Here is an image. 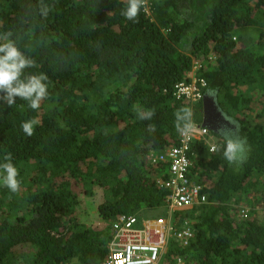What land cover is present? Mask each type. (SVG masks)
Segmentation results:
<instances>
[{
	"label": "trees",
	"instance_id": "1",
	"mask_svg": "<svg viewBox=\"0 0 264 264\" xmlns=\"http://www.w3.org/2000/svg\"><path fill=\"white\" fill-rule=\"evenodd\" d=\"M149 2L133 23L120 15L126 0H0V36L10 32L36 62L26 71L50 84L38 111L19 99L0 107V162L11 152L22 182L19 193L0 185V264H104L112 221L169 217V193L157 184L169 179L168 166L152 156L178 144L180 106L203 124V100L173 97L198 62L250 153L236 168L222 156L223 137L212 132L215 153L194 143L193 179L208 203L173 212L176 228L188 224L195 236L186 248L172 239L167 259L264 264V0ZM149 108L152 119L139 120L136 111ZM29 119L40 121L30 137L21 128ZM95 188L103 192L99 229L77 214Z\"/></svg>",
	"mask_w": 264,
	"mask_h": 264
},
{
	"label": "built area",
	"instance_id": "2",
	"mask_svg": "<svg viewBox=\"0 0 264 264\" xmlns=\"http://www.w3.org/2000/svg\"><path fill=\"white\" fill-rule=\"evenodd\" d=\"M149 1L147 11L151 6ZM209 60L213 63L216 58L211 56ZM193 69L195 70L194 73L191 72L189 82L183 81L175 86L173 97L176 100L191 103L204 100L208 81L199 77V73L204 72L205 65L198 62ZM196 142H203L207 148L212 145L218 147L212 141L209 129L197 125L188 135L180 134L178 144L152 156L154 164L168 166L166 172L169 179L159 178L157 184L169 193L166 204L171 213L208 203L206 187L193 179V169L196 166L193 145ZM248 214L249 209L243 207L240 217L247 218ZM186 225L177 229L172 217L140 221L137 217L119 216L110 224L112 241L109 256L104 264H186L182 256L167 259L172 239L176 240L181 248L188 247L193 240L194 231Z\"/></svg>",
	"mask_w": 264,
	"mask_h": 264
},
{
	"label": "clouds",
	"instance_id": "3",
	"mask_svg": "<svg viewBox=\"0 0 264 264\" xmlns=\"http://www.w3.org/2000/svg\"><path fill=\"white\" fill-rule=\"evenodd\" d=\"M147 5L148 0H126V7L123 8L120 15L133 23H139L140 14ZM10 36V32L0 36V41H3L0 42V107L12 108L19 99L26 102L31 110L38 111L42 101L50 95L49 78L43 72L28 73L26 71L35 68L36 62L26 56L15 41L9 38ZM215 95V89H208L206 96L214 98ZM154 115V108L136 111L139 120H151ZM174 117L176 130L181 135H188L197 127L191 106H180L174 113ZM222 119L224 123L215 130L216 135L223 137L224 140L222 156L229 165L235 164L239 167L246 160L249 146L246 138L239 135V125L227 116L222 115ZM39 123L38 119H29L21 123V128L24 134L30 137L34 134L35 126ZM155 127L153 124L148 125L151 131H154ZM205 127L211 131L208 126ZM208 150L210 153H214L217 152V147L212 145ZM12 161V153L6 152L0 162V185L7 188L10 193H19L22 183L19 179L20 171Z\"/></svg>",
	"mask_w": 264,
	"mask_h": 264
},
{
	"label": "rangeland",
	"instance_id": "4",
	"mask_svg": "<svg viewBox=\"0 0 264 264\" xmlns=\"http://www.w3.org/2000/svg\"><path fill=\"white\" fill-rule=\"evenodd\" d=\"M194 70L195 69H193V71H192L193 73H194ZM219 103L222 104L223 101L219 100ZM223 107H225V106L223 105ZM213 141L216 142L215 140H213ZM223 142H224V140H223ZM249 153H250V151L248 152L247 155H249ZM234 166L236 168H239L242 165H240L239 167L237 165H234ZM95 192H96L95 198L94 197L93 198L92 197L87 198V197H84L83 195H81L83 201H82V205L79 208L77 214H78V218L82 221L83 225H88V226H92L93 228H98L99 229V228H102L103 222L100 219L97 207L103 201L102 200L103 192H102L101 189H98V188H95ZM159 214L160 213L157 212V211H150V212L148 211V212H146L143 215V217L140 218V219H143V220H140V221L149 220V219L150 220L151 219H156L158 217H161L160 216L161 214L160 215ZM139 226L140 225H138V227Z\"/></svg>",
	"mask_w": 264,
	"mask_h": 264
},
{
	"label": "water",
	"instance_id": "5",
	"mask_svg": "<svg viewBox=\"0 0 264 264\" xmlns=\"http://www.w3.org/2000/svg\"><path fill=\"white\" fill-rule=\"evenodd\" d=\"M207 98H210L209 96H206L205 98H204V110H205V119H204V121H203V126H208L209 128H210V130H212V131H214L215 130V128L214 127H211L210 125H208V123H207V118L208 117H210V115H211V111H210V109H209V105H208V103H207ZM210 105L212 106V108L214 109V111H215V113H216V110H218L219 112H218V114H217V117H220L221 115H220V110H219V108H218V104H217V102L211 97L210 98Z\"/></svg>",
	"mask_w": 264,
	"mask_h": 264
},
{
	"label": "crops",
	"instance_id": "6",
	"mask_svg": "<svg viewBox=\"0 0 264 264\" xmlns=\"http://www.w3.org/2000/svg\"><path fill=\"white\" fill-rule=\"evenodd\" d=\"M214 99H216V98H214ZM215 101H216V100H215ZM251 107L254 108V109H256L257 111H259V108H258L256 102H253L252 105H251ZM249 109H250V106H249ZM218 112H219V111L216 110V113H215V111H214V114L211 113L213 119L216 121V125L213 126V127L215 128V130L218 128V127H217V124L219 123V121H218V120H219V117L216 118ZM259 112H261V111H259ZM221 114H222V113H220V115H221ZM223 116H224V115H223ZM220 117H221L220 120L223 121V119H222V115H221ZM223 123H224V121H223ZM221 124H222V123H221ZM218 125H219V124H218ZM215 130H214V131L211 130V132H210V133H211V136H212V132H214V133L216 134ZM213 140L216 141V138H214V137L212 136V141H213ZM217 141H218V140H217ZM215 143H216V142H215ZM172 214H173V213H171V212L169 211V217H171ZM169 217H168V218H169Z\"/></svg>",
	"mask_w": 264,
	"mask_h": 264
},
{
	"label": "flooded vegetation",
	"instance_id": "7",
	"mask_svg": "<svg viewBox=\"0 0 264 264\" xmlns=\"http://www.w3.org/2000/svg\"><path fill=\"white\" fill-rule=\"evenodd\" d=\"M204 102V101H203ZM207 103H208V105H209V109H210V111H211V113H213L214 114V109L212 108V106L210 105V98H207ZM217 117V116H216ZM220 118L221 117H219V125L221 124V123H223V121L222 120H220ZM207 123H208V125H210L211 127H213L214 125H216V121L213 119V117H212V115H210V117H208L207 118ZM217 124V127L219 126Z\"/></svg>",
	"mask_w": 264,
	"mask_h": 264
}]
</instances>
